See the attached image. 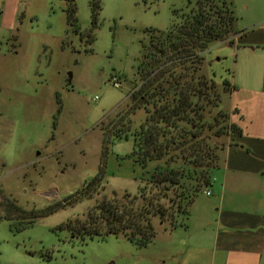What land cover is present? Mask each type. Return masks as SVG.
<instances>
[{"label": "rangeland", "instance_id": "1", "mask_svg": "<svg viewBox=\"0 0 264 264\" xmlns=\"http://www.w3.org/2000/svg\"><path fill=\"white\" fill-rule=\"evenodd\" d=\"M93 1L73 0L76 20L69 25L64 0H0V264H177V252L190 239L183 228L155 235L140 248L121 235L72 238L58 227L83 220L102 196H137L157 163L168 161L176 168L184 162L198 166V173L214 166L225 143L229 99L225 95L219 102L221 84L232 81L233 55L217 45L187 64L179 84L173 83L184 86L188 95L190 105L181 113L186 123L178 124L186 134L192 121L198 125L192 130L195 143L169 150L160 162L148 161L145 167L136 162L133 135L146 111L152 112L153 103L156 108L172 104L175 97L170 80L163 79L154 86L159 85L165 103L158 97L132 110L130 95L142 83L138 67L143 49L156 41L151 29L167 31L175 20L173 10L187 13L193 3L99 0L92 26ZM232 1L237 28L249 20L247 6L264 9V0ZM180 73L178 66L174 74ZM104 132L127 137H110L104 152ZM215 175L221 176L220 171ZM95 177L99 184L92 196L82 198L81 191ZM206 190L211 188L201 190L196 200L209 198ZM76 193L81 198L44 214ZM173 195L171 189L168 197ZM158 222L153 219L156 229Z\"/></svg>", "mask_w": 264, "mask_h": 264}, {"label": "trees", "instance_id": "2", "mask_svg": "<svg viewBox=\"0 0 264 264\" xmlns=\"http://www.w3.org/2000/svg\"><path fill=\"white\" fill-rule=\"evenodd\" d=\"M64 1L67 3V23L72 25L76 20L75 5L73 0ZM98 3L99 0H94L90 5L92 26L95 25ZM191 3L193 5L187 13L180 14L173 10L172 14L176 21L174 20L167 31L150 30V38L156 41L147 48L148 51H144V48L141 55L138 74L142 83L130 95L132 110H136L139 103L148 106L151 101L158 98L159 85L154 84L163 79L170 80L169 85L173 88L175 96L172 104L156 108V103H153L152 112L146 111L137 134L133 135L132 156L142 167H145L148 161L160 162L169 150L175 151L195 143L197 135L193 134L192 130H197L198 125L192 121L188 126L190 132L186 134L184 128L178 124L186 123L181 113L190 105L188 95L184 86L173 87V83L179 84L182 74L188 68L187 64L188 66L195 64L209 47L235 34L234 24L237 18L232 0H187V4ZM153 34L163 38L153 37ZM178 66L181 73L175 76L174 69ZM209 81L211 84L214 83L211 79ZM222 85L226 87L227 83L223 82ZM188 93L190 95V91ZM158 99L165 103L162 96ZM228 128L230 133L240 134V129L235 125L231 124ZM122 135L127 137L125 133L104 132V152L110 137ZM182 154L183 151L180 152V155ZM167 162L154 166L149 183L139 188L137 196L124 194L121 199L116 196L111 198L102 196L87 210L83 220L80 218L67 220L58 229L67 230L72 238L80 239L121 235L142 248L155 238L154 218H158L162 224L169 220L167 225L163 224L167 228L185 226L189 208L196 194L211 185V170L216 165L205 167L204 171L198 173L195 169L198 166L182 162L175 168L169 167ZM99 171L101 173L103 169L100 168ZM98 184L99 177L93 178L81 191L82 198H90ZM171 189L174 197H168ZM81 193L50 206L44 214L71 204L72 199L78 196L81 198Z\"/></svg>", "mask_w": 264, "mask_h": 264}, {"label": "crops", "instance_id": "3", "mask_svg": "<svg viewBox=\"0 0 264 264\" xmlns=\"http://www.w3.org/2000/svg\"><path fill=\"white\" fill-rule=\"evenodd\" d=\"M246 9V26L237 28L236 20L230 41L212 45L233 55L232 81L221 84L219 105L226 95L228 104L221 110L240 134L227 132L211 170L221 176H212L210 194L204 191L209 198H195L186 225L177 226L190 237L177 252V264H264V9ZM157 226L160 236L177 228Z\"/></svg>", "mask_w": 264, "mask_h": 264}, {"label": "built area", "instance_id": "4", "mask_svg": "<svg viewBox=\"0 0 264 264\" xmlns=\"http://www.w3.org/2000/svg\"><path fill=\"white\" fill-rule=\"evenodd\" d=\"M111 82H112V85H113L115 88H118L119 85H120L119 81H117L115 78H113V79L111 80ZM205 194H206V195H209L210 192H209V191H206Z\"/></svg>", "mask_w": 264, "mask_h": 264}]
</instances>
